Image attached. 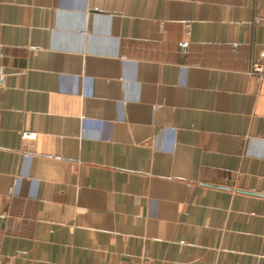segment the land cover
<instances>
[{
    "label": "crops",
    "instance_id": "0c3cea01",
    "mask_svg": "<svg viewBox=\"0 0 264 264\" xmlns=\"http://www.w3.org/2000/svg\"><path fill=\"white\" fill-rule=\"evenodd\" d=\"M256 16L0 0V264H264Z\"/></svg>",
    "mask_w": 264,
    "mask_h": 264
},
{
    "label": "built area",
    "instance_id": "2783aa9c",
    "mask_svg": "<svg viewBox=\"0 0 264 264\" xmlns=\"http://www.w3.org/2000/svg\"><path fill=\"white\" fill-rule=\"evenodd\" d=\"M255 21L256 22H261V21H264V17H262V16H256L255 17ZM186 42H180V46L182 47V48H184L185 46H186ZM260 69H261V64L260 63H254L253 64V70H258V71H260ZM34 135V133L33 132H30V131H23L22 132V136L23 137H32ZM128 264H132V263H128Z\"/></svg>",
    "mask_w": 264,
    "mask_h": 264
}]
</instances>
